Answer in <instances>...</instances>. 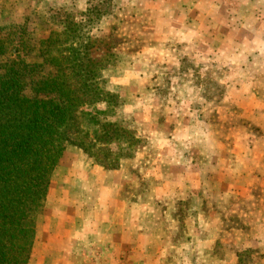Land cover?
<instances>
[{
  "label": "rangeland",
  "instance_id": "374dc122",
  "mask_svg": "<svg viewBox=\"0 0 264 264\" xmlns=\"http://www.w3.org/2000/svg\"><path fill=\"white\" fill-rule=\"evenodd\" d=\"M68 34L110 98L99 118L124 133L108 142L94 126L85 137L80 113L95 114L107 102L77 94L89 151L77 143L63 151L28 264H264L258 187L244 208L256 218L254 208L261 209L252 224L231 216L236 207L225 215L206 205L216 186L197 199H174V190L184 193L185 182L199 180L190 164L216 150L219 137L264 149V0H0V38L21 59L39 61L48 37L45 53L57 55L52 45L67 44ZM111 226L114 232H103ZM146 237L155 241L138 261L134 246Z\"/></svg>",
  "mask_w": 264,
  "mask_h": 264
},
{
  "label": "trees",
  "instance_id": "16d2710c",
  "mask_svg": "<svg viewBox=\"0 0 264 264\" xmlns=\"http://www.w3.org/2000/svg\"><path fill=\"white\" fill-rule=\"evenodd\" d=\"M67 37V44L52 45L57 55L45 53L50 45L44 42L52 38L41 40L36 62L21 59L11 41L0 38V264H28L37 218L63 151L68 143L89 151L80 139V119L85 137L94 126L108 142L124 133L115 121L99 118L111 109L110 98L102 96L96 73L87 70L89 55L73 35ZM77 94L106 106L95 114L81 112L79 119Z\"/></svg>",
  "mask_w": 264,
  "mask_h": 264
},
{
  "label": "crops",
  "instance_id": "0c3cea01",
  "mask_svg": "<svg viewBox=\"0 0 264 264\" xmlns=\"http://www.w3.org/2000/svg\"><path fill=\"white\" fill-rule=\"evenodd\" d=\"M256 102V101H255ZM256 106V104H255ZM249 108V107H248ZM250 109V108H249ZM253 112V110L250 111ZM264 132V130H263ZM264 136V133L262 134ZM203 137H205V134H203ZM226 137V136H222ZM210 139V138H206ZM231 141V139L226 138V140H222L220 137L217 139L216 150L209 149V154H206L204 157L205 159H202L199 162H191V168L192 170H195L198 172L199 180L191 179V181H188L187 183H184V190L183 193L184 197L181 196V192L175 193V202L177 200L181 201L183 198L186 199H197L198 192H208L211 190L212 187H219V193H217V196H215L212 200H206V205H215L220 212L222 211L223 214L226 215L228 213L229 207H236L237 212H231V216H234V219H241L245 220L246 222H249L252 224L253 221H256V219L260 220L261 216V209L254 208L258 212V217H249L247 216V213L244 211L246 206L253 205V202H251L252 195H249V190H251L253 187H258L260 191L261 198L264 197V149L262 152L257 153L255 152L256 145H250L248 144L247 147H241L239 146L234 138L232 140V143L228 142ZM224 142V147H223ZM208 147H212V142L210 140L207 144ZM213 151V152H212ZM242 172H248L245 176L246 180L245 183H241V175ZM224 174H228V179L223 180L221 177ZM207 181L206 182L203 181ZM220 180V181H219ZM163 182V180H162ZM224 182V184H222ZM161 186H165L167 184L168 187H171L168 183H161ZM202 189H205V191H202ZM239 193H245L247 195V200H243L240 198ZM173 194V193H172ZM225 195H228V198L225 197ZM171 199V198H170ZM202 199V198H201ZM204 199V197H203ZM209 199V198H206ZM173 200V198H172ZM242 215V216H240ZM236 216V217H235ZM86 224L90 226L91 222L90 220L85 221ZM90 222V223H88ZM84 223V221H81V224ZM94 225V221L92 222ZM237 229V227H236ZM253 229V227H251ZM117 232L122 231V226L120 225L119 229H117ZM239 232H243L244 230L237 229ZM103 232H114L112 226L106 227L103 229ZM144 239L145 233L142 232L139 235ZM154 242V238H147L145 244L135 245V256H137L138 261H143L146 256V249H148V246L150 242ZM149 242V243H148ZM128 254H132V252L128 251ZM155 264V263H153Z\"/></svg>",
  "mask_w": 264,
  "mask_h": 264
},
{
  "label": "clouds",
  "instance_id": "9594fccd",
  "mask_svg": "<svg viewBox=\"0 0 264 264\" xmlns=\"http://www.w3.org/2000/svg\"><path fill=\"white\" fill-rule=\"evenodd\" d=\"M101 107H103V105H101Z\"/></svg>",
  "mask_w": 264,
  "mask_h": 264
}]
</instances>
